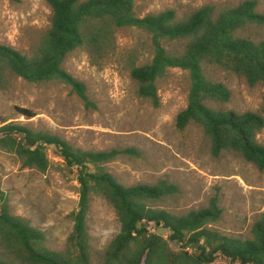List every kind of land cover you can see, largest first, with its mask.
Wrapping results in <instances>:
<instances>
[{"label":"trees","instance_id":"1","mask_svg":"<svg viewBox=\"0 0 264 264\" xmlns=\"http://www.w3.org/2000/svg\"><path fill=\"white\" fill-rule=\"evenodd\" d=\"M45 1L51 10L50 23L29 50L0 44V89L9 76L37 85L57 81L85 106H93L85 84L64 68L66 57L81 48L97 64L113 54L119 29L135 28L149 36L152 47L150 60L130 69L138 96L158 106V79L170 69L187 71V103L176 115V128L196 126L214 158L231 153L264 171V145L257 140L264 116L225 108L229 90L205 72L206 66H217L243 77L250 86H262L264 110V39L253 34L264 28V13L257 10L255 0L219 7L206 4L183 19L172 9L140 16L135 10L137 0ZM165 42H177L179 47L169 50ZM16 110L28 118L34 115L26 108ZM47 147L54 149L66 169L75 170L79 185L77 208L69 214L72 229L66 247L63 251L46 247L44 233L13 215L7 195L0 190V264H90L87 217L96 196L113 209L120 225L100 254L102 264H214L218 260L264 264V212L253 223L250 237L224 235L210 226L220 212L215 198L205 208L174 213L160 207L177 191L168 180L126 186L106 171V164L115 158L137 155L135 148L84 150L58 135L0 119V148L13 152L21 167L45 172L50 163Z\"/></svg>","mask_w":264,"mask_h":264},{"label":"rangeland","instance_id":"2","mask_svg":"<svg viewBox=\"0 0 264 264\" xmlns=\"http://www.w3.org/2000/svg\"><path fill=\"white\" fill-rule=\"evenodd\" d=\"M240 1L137 0L135 10L143 16L172 9L183 19L206 4L219 7ZM255 1L257 10L264 13V0ZM50 19L45 0H0V44L26 52L48 28ZM253 34L264 39V28ZM165 46L174 51L179 44L165 42ZM151 55L147 34L135 28L119 29L113 54L101 62L94 63L81 48L66 57L64 68L85 84L93 106H85L60 82L37 85L9 76L8 84L0 89V119L58 135L84 150L133 147L137 155L119 156L105 166L120 183L153 185L168 180L177 191L160 207L179 214L205 208L215 198L220 212L210 226L230 237H250L253 223L264 212V171L231 153L214 158L196 126L176 128V115L187 103V71L170 69L158 79V106L138 96L130 69L149 61ZM205 72L229 90L225 108L264 116L262 86H250L243 77L217 66H206ZM16 107L34 115L28 118ZM257 140L264 145V128ZM47 154L49 167L39 172L21 167L13 152L0 148V190L7 195L13 215L44 233L46 247L63 251L72 229L69 214L78 205L79 185L75 170L66 169L52 147H47ZM119 228L113 209L101 197H94L87 217L90 264L103 263L100 254ZM162 235L166 237L167 232ZM171 247L177 248L175 243Z\"/></svg>","mask_w":264,"mask_h":264}]
</instances>
